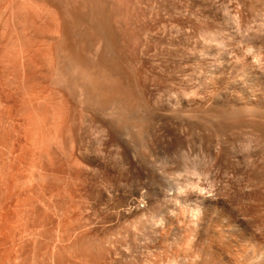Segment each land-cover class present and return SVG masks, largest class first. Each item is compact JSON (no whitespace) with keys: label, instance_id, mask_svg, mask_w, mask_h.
<instances>
[{"label":"rangeland","instance_id":"1","mask_svg":"<svg viewBox=\"0 0 264 264\" xmlns=\"http://www.w3.org/2000/svg\"><path fill=\"white\" fill-rule=\"evenodd\" d=\"M263 256L264 0H0V264Z\"/></svg>","mask_w":264,"mask_h":264},{"label":"bare ground","instance_id":"2","mask_svg":"<svg viewBox=\"0 0 264 264\" xmlns=\"http://www.w3.org/2000/svg\"><path fill=\"white\" fill-rule=\"evenodd\" d=\"M90 22V21H89ZM90 25V24H89ZM95 27V26H94ZM84 36H86V35H84ZM84 63H87L86 61L84 62ZM96 65V64H95ZM97 69V68H96ZM96 74V73H95ZM97 77V76H96ZM95 79V78H94ZM97 79V78H96ZM85 86V85H84ZM117 88V87H116ZM118 90V89H117ZM127 92V91H126ZM101 103L99 102V105H100ZM104 104V103H103ZM99 108V107H98ZM103 108V107H102ZM108 125V124H107ZM222 139V138H221ZM217 141H218V139H217ZM229 141H230V139H229ZM219 145V144H218ZM224 147H225V145H223ZM218 147H220V146H218ZM229 147V146H228ZM229 149V148H228ZM212 150V149H211ZM232 150V149H231ZM210 152V151H209ZM221 152V151H220ZM224 152H226L225 150H224ZM214 153V152H213ZM211 154V153H210ZM213 155V154H212ZM217 155V154H216ZM225 157H226V155H224ZM212 158V157H211ZM222 158V157H221ZM228 159V158H227ZM225 160V159H224ZM239 161V160H238ZM213 162V161H212ZM224 162V161H223ZM214 163V162H213ZM215 167V166H214ZM225 167V166H224ZM226 168V167H225ZM228 168V167H227ZM222 169V168H221ZM196 171V170H195ZM226 171V170H225ZM263 171V170H262ZM212 176V175H211ZM211 178V177H210ZM208 206V205H207ZM206 209V208H205ZM246 209V208H245ZM238 210V209H237ZM243 211V210H242ZM233 213V212H232ZM243 213V212H242ZM237 214H239V213H237ZM254 218V217H253ZM253 221V220H252ZM254 221H256V220H254ZM222 222V221H221ZM236 224V223H235ZM218 225V224H217ZM219 226V225H218ZM215 227V226H214ZM228 227V228H227ZM227 227H225V228H227L228 229V231H227V233L228 232H230L229 234L231 235V238H233L234 236L235 237H237V236H240L241 237V235H240V233L238 232V230L235 228V226L233 227V225L231 226H228L227 225ZM247 227V226H246ZM222 228H224L223 226H222ZM225 228H224V230H225ZM243 228V227H242ZM221 229V228H220ZM246 229V228H245ZM249 229V228H248ZM222 230V229H221ZM251 231V230H250ZM219 232V231H218ZM215 233H217V232H215ZM222 234V233H221ZM220 233H217L216 235V237H213L212 239L213 240H209L208 242L209 243H211L210 245H211V247H210V245H209V247L208 248H210V253H209V255L210 254H212L213 256H214V259H217V261H219V263H220V261H222V259L221 258H224L223 256L225 255V257H226V255L227 256H229L228 254H233V253H231V252H234V251H237L238 249H240V250H242V252H243V249L241 248V246L243 247V245H240V243H241V240L239 241V242H237L238 241V239H236L235 240V238L234 239H231L230 238V236H229V234H228V238L226 237V236H222ZM225 235V234H224ZM210 238V237H209ZM242 238H244V236H242ZM250 238V237H249ZM245 241V240H244ZM247 241V240H246ZM257 242V241H256ZM243 243V242H242ZM241 243V244H242ZM260 243V242H259ZM254 244V243H253ZM257 244V243H256ZM248 245V244H247ZM252 245V244H251ZM246 246V245H245ZM254 246V245H253ZM252 246V247H253ZM254 248V247H253ZM247 249H248V247H247ZM209 250V249H208ZM240 250H238L239 252H240ZM249 250V249H248ZM250 251V250H249ZM238 252V253H239ZM263 252V251H262ZM237 253V252H236ZM235 254V253H234ZM249 254V253H248ZM262 254L263 253H258V251L256 250V248L255 249H252L251 250V253H250V255H248L247 256V254H246V258H248L247 260H251V259H254V260H256L255 258H262ZM206 255V254H205ZM231 256V255H230ZM209 257V256H208ZM210 257H211V255H210ZM245 257V256H244ZM204 258H205V256H204ZM211 259V258H210ZM214 259H212V260H214ZM230 259V258H229ZM241 259V258H240ZM263 259H264V256H263ZM225 260V259H224ZM223 260V261H224ZM242 260V259H241ZM247 260H245L246 262H247ZM254 260H251V262L252 261H254ZM262 260V259H261ZM207 261V260H206ZM234 261H235V259H234ZM260 261V260H259ZM204 262V261H203ZM203 262H201V263H203ZM208 262V261H207ZM207 262H205V264L207 263ZM239 263L240 262V260L238 261V260H236V262L235 263ZM244 262V261H243ZM250 262V261H249ZM248 262V263H249ZM257 264H258V261H255ZM197 263H199V262H197ZM213 263H214V261H213ZM231 263V262H230ZM233 263V262H232ZM234 263V264H235ZM262 263V262H261ZM260 263V264H261ZM263 263H264V261H263ZM200 264V263H199ZM208 264V263H207ZM210 264V263H209ZM241 264V263H240Z\"/></svg>","mask_w":264,"mask_h":264}]
</instances>
